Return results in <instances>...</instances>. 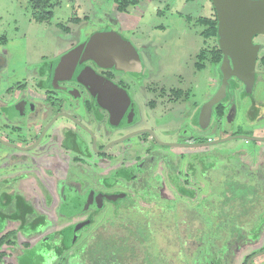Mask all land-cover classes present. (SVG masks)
Listing matches in <instances>:
<instances>
[{
  "label": "flooded vegetation",
  "instance_id": "af4514ba",
  "mask_svg": "<svg viewBox=\"0 0 264 264\" xmlns=\"http://www.w3.org/2000/svg\"><path fill=\"white\" fill-rule=\"evenodd\" d=\"M100 18L86 21L98 25L93 31L110 26L120 33L117 17ZM121 36L137 54L131 70L87 59L80 65L92 70L68 76L45 66L53 58L22 77L8 69L11 53L0 38V264H68L75 246L85 264H155V256L166 264H228L233 249L259 240L244 262L256 264L264 255V56L256 58L250 92L230 77L209 118L201 109L194 128L171 127L181 120L177 113L190 90L147 86L140 43ZM210 37L203 35L198 56L209 55L213 64ZM220 55L216 70H208L202 104L220 88ZM234 101L243 124L231 131L233 109L226 111ZM152 116L157 128L146 124ZM61 117L66 121L58 134L53 128ZM158 134L175 135L164 140ZM59 152L64 172L40 165L38 158L57 160ZM40 170L53 183L40 179ZM19 177L38 180L36 199L54 201L55 215L71 222L58 225L34 209L28 202L35 195L16 187Z\"/></svg>",
  "mask_w": 264,
  "mask_h": 264
},
{
  "label": "rangeland",
  "instance_id": "374dc122",
  "mask_svg": "<svg viewBox=\"0 0 264 264\" xmlns=\"http://www.w3.org/2000/svg\"><path fill=\"white\" fill-rule=\"evenodd\" d=\"M31 10L29 0H0V38H6L3 45L11 53L8 69L15 70L18 77H22L26 72L34 74V64L60 56L76 46L82 37L97 28L98 25L90 26L86 21L95 20V17H101L100 19L103 20L106 19L103 17L112 15L118 18L122 29L116 25L114 28L123 36L134 42H139L142 47L144 70L147 73L144 83H147V86L148 84L155 85L165 90L170 88L190 90L189 97L182 107L184 111L177 113L181 120L169 125L172 127L175 123L180 127L194 128L197 112L203 110L205 104H202L200 100V96L205 90V82L208 80L209 73L216 70L217 67V64H208L209 55H206L202 61L198 56L199 52L205 48L202 31L206 28L198 19L216 17L211 0H139L136 6L130 8L129 14L120 13L113 0H59V4L52 10V17L42 22L32 17ZM216 39V36L210 37V44H207L214 49L213 55L218 52ZM253 43L258 45L257 58L259 61L264 56V33L256 34L253 37ZM198 62L202 64L201 69L196 66ZM209 69L211 71H208ZM37 73L35 72V74ZM260 88V84L254 86L253 92L257 97L262 93ZM192 95L194 97L191 100ZM248 101L251 99L248 98ZM232 109L231 126L228 128L230 130L234 127L231 131L239 124H243V113L235 101L231 103L230 108H227L226 114ZM212 111L213 107L211 115ZM161 114L160 110L157 117H161ZM149 120L151 122L144 123L157 128L154 116L149 117ZM65 121L66 119L61 117L53 130L60 134L61 125ZM221 123L223 127L227 126L225 119ZM67 125H69V120H67ZM174 135L158 134L160 139L164 140H168ZM178 139L181 137L178 136ZM243 142L240 143V149L247 150V145ZM62 152L58 153L57 160L51 156L38 158L40 165L46 163L50 168L57 165L60 167V171L64 172L66 166ZM33 153L38 152L34 150ZM171 160L177 162L174 157ZM261 162L263 163L264 159ZM157 164L160 167L161 162L158 161ZM38 176L40 179L53 183L51 176L43 170L38 172ZM30 178L32 177H19V180L16 181V187L22 186L25 193H29L31 196L35 195V200L28 203L39 213H47L50 219L59 223L58 225L70 223L69 218L65 221L63 220L65 217L59 218V215H55L54 201L46 204L36 199V196L40 194V184L38 180H30ZM169 189L175 193L172 186ZM61 210L64 211L63 207ZM86 213L82 212L80 218H76L81 219ZM81 233L82 237L86 234L89 235L87 231ZM18 237L20 238H18L19 242L24 240L21 235ZM259 242L258 240L253 244H245L242 249H233L235 260L228 264H244L245 257L261 247ZM262 246H264V242ZM74 248V261L70 259L68 264H80V261L84 259L85 255H80L81 248L76 246ZM153 259L155 264H166L160 263V257L155 256ZM255 260L256 264H264L262 262L264 255Z\"/></svg>",
  "mask_w": 264,
  "mask_h": 264
},
{
  "label": "water",
  "instance_id": "95a60500",
  "mask_svg": "<svg viewBox=\"0 0 264 264\" xmlns=\"http://www.w3.org/2000/svg\"><path fill=\"white\" fill-rule=\"evenodd\" d=\"M211 2L216 14V38L222 60L219 65L220 88L203 105L208 118L212 107L221 100L219 93L224 94L230 77L241 81L247 92L251 91L258 51V45L253 43V37L258 33H264V0H211ZM87 59L99 66L123 70H131V63H134L135 59L138 60L131 42L107 26L93 31L76 46L45 66L51 68L54 73L79 75L87 72V68L92 70L80 65Z\"/></svg>",
  "mask_w": 264,
  "mask_h": 264
},
{
  "label": "trees",
  "instance_id": "16d2710c",
  "mask_svg": "<svg viewBox=\"0 0 264 264\" xmlns=\"http://www.w3.org/2000/svg\"><path fill=\"white\" fill-rule=\"evenodd\" d=\"M31 4V15L37 21L48 20L52 17V10L59 4V0H29ZM119 11L129 12L130 8L134 7L139 0H113ZM198 21L205 25L206 28L202 31V35L215 37L216 28V17L215 18H199ZM217 53L214 54L213 62L217 63L220 60V50L217 49ZM61 264V263H57Z\"/></svg>",
  "mask_w": 264,
  "mask_h": 264
}]
</instances>
